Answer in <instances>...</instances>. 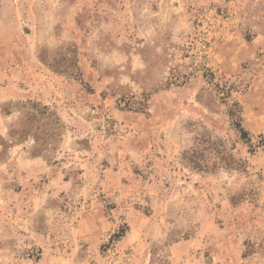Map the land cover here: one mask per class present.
I'll return each instance as SVG.
<instances>
[{
  "label": "rangeland",
  "instance_id": "374dc122",
  "mask_svg": "<svg viewBox=\"0 0 264 264\" xmlns=\"http://www.w3.org/2000/svg\"><path fill=\"white\" fill-rule=\"evenodd\" d=\"M0 264H264V0H0Z\"/></svg>",
  "mask_w": 264,
  "mask_h": 264
},
{
  "label": "trees",
  "instance_id": "16d2710c",
  "mask_svg": "<svg viewBox=\"0 0 264 264\" xmlns=\"http://www.w3.org/2000/svg\"><path fill=\"white\" fill-rule=\"evenodd\" d=\"M202 155H193L190 158H187L188 163L193 167V169L201 170L202 166H199V161L201 159Z\"/></svg>",
  "mask_w": 264,
  "mask_h": 264
}]
</instances>
